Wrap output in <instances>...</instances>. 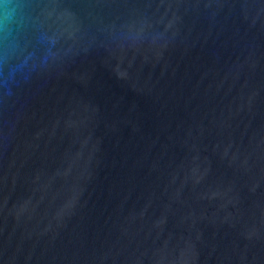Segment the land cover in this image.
I'll return each instance as SVG.
<instances>
[{"label": "water", "instance_id": "1", "mask_svg": "<svg viewBox=\"0 0 264 264\" xmlns=\"http://www.w3.org/2000/svg\"><path fill=\"white\" fill-rule=\"evenodd\" d=\"M0 264H264V0H0Z\"/></svg>", "mask_w": 264, "mask_h": 264}]
</instances>
